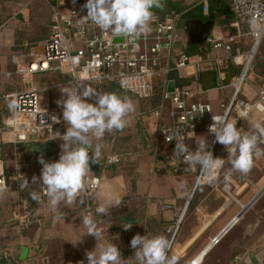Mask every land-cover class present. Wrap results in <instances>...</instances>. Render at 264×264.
Returning <instances> with one entry per match:
<instances>
[{
    "label": "crops",
    "instance_id": "obj_1",
    "mask_svg": "<svg viewBox=\"0 0 264 264\" xmlns=\"http://www.w3.org/2000/svg\"><path fill=\"white\" fill-rule=\"evenodd\" d=\"M3 1L0 4L3 8H0V14H3L0 15V171L5 174L7 189L0 196V247L10 254L5 264H68L78 259H85L89 264L86 253L94 251L97 244L102 247L109 243L118 247L122 258H133L135 250L130 241L135 235H162L169 239L166 230L178 217L181 225L170 255L176 258L177 264H194L203 251L206 252L199 264H237L229 255L235 247L231 237L242 230L248 220L255 219V213H261V219L264 218V192L250 207L247 206L264 188V164L261 167L256 162L249 173L241 174L227 161L225 147L216 142L213 157L226 161L218 169L215 180L210 185H200L189 200L186 195L193 187L196 173L186 169L181 175H173L167 168L163 158L165 147L159 136L162 120L154 111L161 102V91L173 81L175 89L188 87L192 100L207 102L214 114L220 113V103L232 96L241 74V63L249 46L247 33L252 23L237 18L225 0H162L164 7L153 9L155 14H177L176 40L167 60L170 71L154 79V94L148 99H138L122 91L115 81L81 85L80 88H91L99 94L115 93L129 98L135 111L127 117L128 125L122 131L105 133L98 141L93 138V147L89 151H94L96 144L101 148L98 169L91 173L102 178L94 198L88 202L82 191L70 207L61 202L53 209L46 194L39 192L34 201L30 193L40 189L38 183L32 182L33 177L41 175L39 157L42 155L47 162L58 161L63 141L58 138L47 140L52 143L49 149L33 153L29 145L36 143L34 137L30 142L17 143L13 133L4 127V121L12 114L13 95L37 90L42 106L54 107L59 112L61 121L53 133L63 134L66 124L62 118L63 109L57 101L66 99L62 93L65 87L56 85L68 78V74L26 72V52L31 47L40 51L49 36V6L43 0ZM193 19L212 22L208 38H213L215 43L209 44L205 40L196 45L190 42L186 25ZM229 35L238 37L234 47H238L240 53H226L224 39ZM181 54L190 56L191 61L187 67L178 69L175 63ZM6 73L12 76L7 77ZM263 88L264 84L254 78L242 85L239 97L254 101L258 90ZM87 102L94 104L95 97ZM256 124L264 127V119L253 113L248 121L236 127L248 132ZM204 138L210 146L211 135L198 127L190 133L189 144L197 147ZM112 155L118 156L119 162L107 164L106 157ZM25 179L29 182L28 187H25ZM108 200L112 201L109 213H98L97 207ZM116 200L120 201L118 207ZM165 204L170 209H164ZM17 206L38 219L22 233L17 231L13 218ZM84 215L91 216L97 230L101 231L98 242L95 237L86 235L82 224ZM235 218L239 220L212 246L210 241ZM128 223L132 228L125 231L123 225ZM245 228L243 234L247 235L248 226Z\"/></svg>",
    "mask_w": 264,
    "mask_h": 264
},
{
    "label": "built area",
    "instance_id": "obj_2",
    "mask_svg": "<svg viewBox=\"0 0 264 264\" xmlns=\"http://www.w3.org/2000/svg\"><path fill=\"white\" fill-rule=\"evenodd\" d=\"M43 1L51 11L50 32L48 38L40 46V51L36 52L32 47L27 51V73L47 71L66 73L68 78L56 86H70L72 89L80 88L85 82L115 81L122 91L138 99H148L153 96L154 79L171 69L167 60L176 40L177 14L175 12L163 16L154 13V20L147 33L136 38H123L113 37L110 32L103 31L94 23L83 19L87 15V10L83 8L87 0H75V3L73 0ZM225 1L229 3L231 11L237 18L249 20L252 23L247 33L249 46L244 53L241 74L237 78L234 93L229 99L220 103L221 112L214 114L209 103L192 100L188 87H181L169 93L166 91V85L161 91V102L154 111L156 116L162 120L159 136L165 147L163 158L167 168L173 175H181L186 169L196 173L193 187L186 195L189 200L200 185H210L215 180L218 170L208 175L199 166L187 168L183 162L178 163L173 158L175 139L184 137L189 150L195 152L197 147L189 144L190 133L198 127H202L209 133V127L213 124L212 116L229 114L231 118L237 120V124H240L246 120L239 118L237 113L247 110L249 118L253 113H257L264 119V88L258 90L254 101L239 97L242 85L249 81L247 74L251 62L264 38V0ZM115 38L120 40L114 42ZM237 38L235 35L225 37L224 49L228 55H231L232 51L240 53V49L234 47ZM206 42L213 44L216 41L207 37ZM190 61V56L181 54L176 60L175 67L185 68ZM6 76L11 77L12 74L6 73ZM13 100V111L5 119L4 127L13 133L15 141L26 143L34 137V142L43 143L52 139V132L59 124L54 123L52 117L61 121L57 109L50 106L43 107L40 93L37 90L19 92L13 95ZM258 105L260 107H257ZM249 132H255V128ZM210 135L212 142L207 150L213 154L216 142L214 135ZM257 135L258 142L253 151V164L260 161L264 155V136H259L258 133ZM182 159L181 157V161ZM119 160L118 156L112 155L106 157L105 162L115 164ZM101 182V176L89 173L83 190L88 202L94 198ZM0 185H4L7 189L5 174L2 171H0ZM163 208L170 209V206L165 204ZM13 218L17 231L20 233L30 229L38 221L36 216L22 210L20 206L14 210ZM238 220L239 218L233 219L228 227L210 241V244L216 245L229 227ZM180 225L181 218L178 217L166 230L171 244L177 237ZM9 258V251L0 247V264H5ZM81 262L88 264L85 259L74 260L68 264H81Z\"/></svg>",
    "mask_w": 264,
    "mask_h": 264
},
{
    "label": "clouds",
    "instance_id": "obj_3",
    "mask_svg": "<svg viewBox=\"0 0 264 264\" xmlns=\"http://www.w3.org/2000/svg\"><path fill=\"white\" fill-rule=\"evenodd\" d=\"M75 3V0H73ZM162 0H87L83 8L87 15L83 18L97 25L101 30L108 31L113 37L136 38L150 30V24L154 20L153 9H163ZM66 99L57 101L62 107V118L66 124V131L61 134L55 132L52 139H60L61 154L56 162H47L41 155L38 162L42 165L40 177H33V183L40 185L39 191L32 190L31 199L36 200L39 192H44L50 200L53 209L64 202L66 207L75 203L80 193L85 189L90 171L89 153L93 154L92 163H98L100 156L99 144L92 141L103 139L105 133L122 131L128 125L127 117L135 111L131 99L122 98L115 93L99 94L87 87L72 89L65 87L62 91ZM95 97V103L87 102ZM13 107V105H10ZM257 107H260L259 105ZM239 118L248 121L247 110L237 113ZM54 123H60L56 117H52ZM213 124L209 127V133L214 135L215 142L223 145L228 153V159L235 171L247 174L253 167V151L258 142V135L264 136V127L256 124L255 132H242L236 127L237 120L229 114L212 116ZM51 129V127H49ZM173 158L183 162L187 168H199L208 175L223 167L225 159L214 158L208 151V143L204 138L197 145V150L192 152L185 144L184 137H177ZM181 157L183 158L181 161ZM29 182L25 179V187ZM6 191L4 185H0V196ZM120 201H115L118 207ZM112 206L108 200L97 207L98 213L107 215ZM82 224L86 229V235H91L98 240L102 233L97 230L91 216L84 215ZM125 231L132 228V224H124ZM130 246L135 250L134 257L122 258L118 247L113 243L98 246L94 251L86 253L89 264H177L174 256H169L171 242L162 235L141 236L135 235ZM83 264V262H81Z\"/></svg>",
    "mask_w": 264,
    "mask_h": 264
},
{
    "label": "rangeland",
    "instance_id": "obj_4",
    "mask_svg": "<svg viewBox=\"0 0 264 264\" xmlns=\"http://www.w3.org/2000/svg\"><path fill=\"white\" fill-rule=\"evenodd\" d=\"M0 0V4H1ZM4 2V1H3ZM3 9L2 7H0ZM1 13V12H0ZM11 13V12H9ZM3 16V14H0ZM11 14L7 15L10 17ZM3 18V17H2ZM27 53V52H26ZM249 80L256 78L259 82L264 84V38L258 48L257 53L255 54L250 70L247 74ZM257 164L261 165L264 164V155L263 158L257 162ZM255 219L248 220L246 226H248L247 230L249 232L252 231V234L245 235L243 231H246L244 226L237 231L231 237L232 242L234 243L235 247L232 252H230V259L237 261V264H252V260H254L257 264H263L264 261V218L261 219V213H255ZM258 218V219H257ZM173 244H171V248L169 250V256L171 255ZM233 245V244H232ZM206 259V258H205ZM234 264V263H232Z\"/></svg>",
    "mask_w": 264,
    "mask_h": 264
},
{
    "label": "water",
    "instance_id": "obj_5",
    "mask_svg": "<svg viewBox=\"0 0 264 264\" xmlns=\"http://www.w3.org/2000/svg\"><path fill=\"white\" fill-rule=\"evenodd\" d=\"M187 32L189 35V40L192 44H202L205 42L206 38L209 35V31L212 27V22L211 21H207L205 23H203L201 20H190L187 22ZM120 39L115 38L114 42L119 41ZM175 90V85L173 81H169L167 83V87H166V91L169 93L174 92ZM52 143L51 141H46L43 143H34V144H30V151L33 153H41L47 149H49L51 147ZM89 157H90V171L91 172H96L98 169V164L97 163H92L91 160L93 158V155L91 153H89ZM264 192V188L253 198V200L247 205L248 207H250L259 197L260 195ZM122 221H127L126 219H121ZM252 264H257L254 260H252ZM264 264V261H263Z\"/></svg>",
    "mask_w": 264,
    "mask_h": 264
},
{
    "label": "bare ground",
    "instance_id": "obj_6",
    "mask_svg": "<svg viewBox=\"0 0 264 264\" xmlns=\"http://www.w3.org/2000/svg\"><path fill=\"white\" fill-rule=\"evenodd\" d=\"M205 252H206V251H203L201 254H199V255H198L199 257L196 259L195 263H194V262H193V263H194V264H199V263L202 261Z\"/></svg>",
    "mask_w": 264,
    "mask_h": 264
}]
</instances>
